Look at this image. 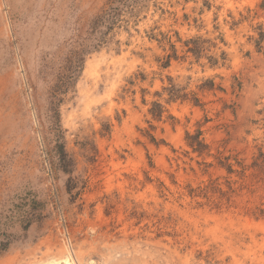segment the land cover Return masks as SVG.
Listing matches in <instances>:
<instances>
[{
	"label": "rangeland",
	"instance_id": "rangeland-1",
	"mask_svg": "<svg viewBox=\"0 0 264 264\" xmlns=\"http://www.w3.org/2000/svg\"><path fill=\"white\" fill-rule=\"evenodd\" d=\"M6 243L264 264V0H0Z\"/></svg>",
	"mask_w": 264,
	"mask_h": 264
},
{
	"label": "bare ground",
	"instance_id": "bare-ground-1",
	"mask_svg": "<svg viewBox=\"0 0 264 264\" xmlns=\"http://www.w3.org/2000/svg\"><path fill=\"white\" fill-rule=\"evenodd\" d=\"M67 257V256H66ZM70 257V256H69ZM67 257V258H69ZM57 258V257H56ZM67 258H64L66 264H69L68 263V259ZM63 260V259H62ZM63 260V261H64ZM71 260V259H70ZM31 264H60V261L58 259H54V258H51V257H47V258H44V259H41L39 261H35L34 263H31Z\"/></svg>",
	"mask_w": 264,
	"mask_h": 264
},
{
	"label": "trees",
	"instance_id": "trees-1",
	"mask_svg": "<svg viewBox=\"0 0 264 264\" xmlns=\"http://www.w3.org/2000/svg\"><path fill=\"white\" fill-rule=\"evenodd\" d=\"M7 245H8L7 243L6 244H3L2 247L0 248V250L6 249L7 248Z\"/></svg>",
	"mask_w": 264,
	"mask_h": 264
}]
</instances>
